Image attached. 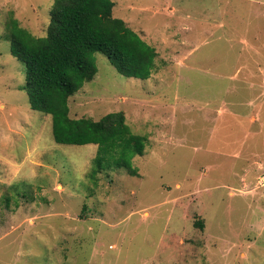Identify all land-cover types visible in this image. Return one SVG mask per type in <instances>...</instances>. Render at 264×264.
<instances>
[{
	"label": "rangeland",
	"instance_id": "rangeland-1",
	"mask_svg": "<svg viewBox=\"0 0 264 264\" xmlns=\"http://www.w3.org/2000/svg\"><path fill=\"white\" fill-rule=\"evenodd\" d=\"M55 1L0 0V264H264V0H113L155 68L95 53L70 117L123 112L147 137L136 176L30 106L6 24L45 37Z\"/></svg>",
	"mask_w": 264,
	"mask_h": 264
},
{
	"label": "trees",
	"instance_id": "trees-1",
	"mask_svg": "<svg viewBox=\"0 0 264 264\" xmlns=\"http://www.w3.org/2000/svg\"><path fill=\"white\" fill-rule=\"evenodd\" d=\"M113 9V0H56L45 37H35L11 17L5 38L13 56L26 65L24 90L31 108L52 115L55 142L95 144L99 172L107 164L136 176L132 160L145 155L147 137L132 131L123 112L109 113L98 121L70 117L69 99L98 73L95 53L104 54L129 78L148 80L155 68V48L115 18Z\"/></svg>",
	"mask_w": 264,
	"mask_h": 264
}]
</instances>
